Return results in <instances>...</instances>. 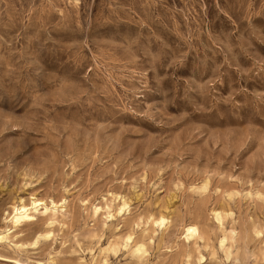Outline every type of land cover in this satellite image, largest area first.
Segmentation results:
<instances>
[{
	"label": "rangeland",
	"instance_id": "obj_1",
	"mask_svg": "<svg viewBox=\"0 0 264 264\" xmlns=\"http://www.w3.org/2000/svg\"><path fill=\"white\" fill-rule=\"evenodd\" d=\"M31 197L55 212L12 226ZM0 237V264H264V0H0Z\"/></svg>",
	"mask_w": 264,
	"mask_h": 264
},
{
	"label": "bare ground",
	"instance_id": "obj_2",
	"mask_svg": "<svg viewBox=\"0 0 264 264\" xmlns=\"http://www.w3.org/2000/svg\"><path fill=\"white\" fill-rule=\"evenodd\" d=\"M51 207H48V205L43 202L41 199H37L34 197H31L30 200L26 203L22 200L17 203V205H12L11 212L9 213V221L12 224V226H17L21 223L31 221L37 217L38 214H48V212H55L57 208V204L54 201H50ZM124 207V203L119 207V210L121 211ZM216 218L220 221V215L218 212H215ZM152 222L156 227H162L165 225V218L163 215L158 214L157 217H153ZM198 234V230L194 225H188L184 227V237L186 240H189L190 238L196 236ZM41 236V233H39L36 236V240ZM2 237H0V240ZM130 240L129 237H127L126 242ZM225 238L221 241L224 242ZM139 248L137 249V251Z\"/></svg>",
	"mask_w": 264,
	"mask_h": 264
}]
</instances>
